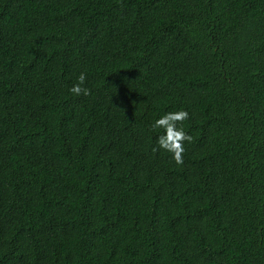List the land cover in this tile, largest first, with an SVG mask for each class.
Wrapping results in <instances>:
<instances>
[{"label": "trees", "instance_id": "trees-1", "mask_svg": "<svg viewBox=\"0 0 264 264\" xmlns=\"http://www.w3.org/2000/svg\"><path fill=\"white\" fill-rule=\"evenodd\" d=\"M0 264H264V0H0Z\"/></svg>", "mask_w": 264, "mask_h": 264}, {"label": "clouds", "instance_id": "clouds-1", "mask_svg": "<svg viewBox=\"0 0 264 264\" xmlns=\"http://www.w3.org/2000/svg\"><path fill=\"white\" fill-rule=\"evenodd\" d=\"M85 79V73L81 72L77 77V83L69 89L74 96L90 95V89L83 86ZM187 118L188 112L185 110L165 112L163 115L153 120L151 124L153 129L163 130V134L157 137L156 146L158 149L170 153L172 159L178 165L183 163L182 154L184 152V142H190L192 139L182 127L178 126V122L184 121Z\"/></svg>", "mask_w": 264, "mask_h": 264}, {"label": "bare ground", "instance_id": "bare-ground-1", "mask_svg": "<svg viewBox=\"0 0 264 264\" xmlns=\"http://www.w3.org/2000/svg\"><path fill=\"white\" fill-rule=\"evenodd\" d=\"M130 8V7H129Z\"/></svg>", "mask_w": 264, "mask_h": 264}]
</instances>
